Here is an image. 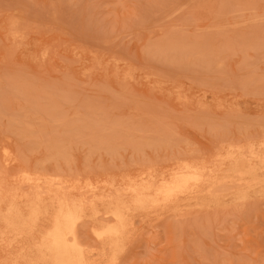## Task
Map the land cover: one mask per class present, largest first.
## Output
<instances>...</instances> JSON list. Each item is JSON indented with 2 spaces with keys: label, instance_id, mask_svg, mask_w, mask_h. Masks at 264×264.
Masks as SVG:
<instances>
[{
  "label": "rangeland",
  "instance_id": "374dc122",
  "mask_svg": "<svg viewBox=\"0 0 264 264\" xmlns=\"http://www.w3.org/2000/svg\"><path fill=\"white\" fill-rule=\"evenodd\" d=\"M262 143L264 0H0V178L38 177L107 224L148 174ZM243 188L129 212L115 254L93 220L79 235L99 264H264V190Z\"/></svg>",
  "mask_w": 264,
  "mask_h": 264
},
{
  "label": "bare ground",
  "instance_id": "6f19581e",
  "mask_svg": "<svg viewBox=\"0 0 264 264\" xmlns=\"http://www.w3.org/2000/svg\"><path fill=\"white\" fill-rule=\"evenodd\" d=\"M229 161L230 167L220 165L217 171L185 165L169 178L148 174L145 182L127 188L132 193L130 202L122 195L112 201V221L107 224L98 222L93 206L84 200H67L59 191L45 195L38 177L21 173L0 178V264H99L80 238L82 220H93L91 232L104 243L98 254L103 256L106 250L114 254L119 250L128 227L126 215L148 204L157 206L198 193L202 196L193 198L199 205L212 200L213 189L225 179L244 186L234 193L236 199L250 189L264 190V143L250 145L242 157ZM26 184L36 187L32 195L22 190ZM87 186L75 190L84 193Z\"/></svg>",
  "mask_w": 264,
  "mask_h": 264
}]
</instances>
